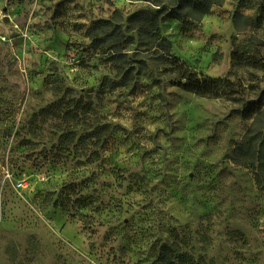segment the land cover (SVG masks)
Segmentation results:
<instances>
[{"label": "rangeland", "instance_id": "rangeland-1", "mask_svg": "<svg viewBox=\"0 0 264 264\" xmlns=\"http://www.w3.org/2000/svg\"><path fill=\"white\" fill-rule=\"evenodd\" d=\"M244 1L199 22L163 2L170 58L133 46L146 66L114 87L91 22L126 32L153 0H0V264H264V191L232 161L248 122L175 80L243 56L231 79L264 91V0Z\"/></svg>", "mask_w": 264, "mask_h": 264}, {"label": "trees", "instance_id": "trees-1", "mask_svg": "<svg viewBox=\"0 0 264 264\" xmlns=\"http://www.w3.org/2000/svg\"><path fill=\"white\" fill-rule=\"evenodd\" d=\"M221 0H153V5L159 7L154 12L142 9L132 13L126 19V32L118 25L122 21L118 11H114L115 22L110 20H94L91 22L89 48L95 53L103 55L110 65V69L118 78L112 83L114 87H127L133 80L136 65L143 70L145 63L136 61V52H131L135 46L143 52L157 54L161 60L167 61L170 56L169 42L160 36L159 24L167 12L163 2L174 9L169 11V17L182 21L183 17L199 22L200 18L208 14L210 8ZM245 4L244 0H239ZM113 19V20H114ZM125 33H134L136 38L127 37ZM233 55V61H234ZM236 65L233 63L229 76L225 78L200 77L183 65L178 67L176 86L183 91L207 99H228L237 102V115L248 122V127L242 140L236 145L232 153V161L236 165L251 169L256 186L264 191V91L257 93L249 86L245 93L244 85L231 79L233 72L241 65L249 63V57H239ZM138 72V71H137Z\"/></svg>", "mask_w": 264, "mask_h": 264}]
</instances>
